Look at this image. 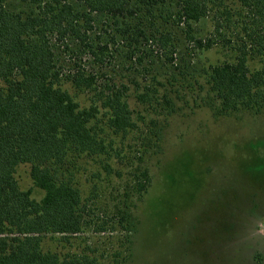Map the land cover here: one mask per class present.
<instances>
[{"label": "trees", "instance_id": "obj_1", "mask_svg": "<svg viewBox=\"0 0 264 264\" xmlns=\"http://www.w3.org/2000/svg\"><path fill=\"white\" fill-rule=\"evenodd\" d=\"M201 19L212 26L204 38L193 30ZM169 26L181 30L191 50L220 47L229 53L228 60L199 74L204 106L220 116L259 114L264 107V0H0V264H100L94 249H86L89 254L43 249L46 240L70 244L93 222L87 208L100 189L93 184L83 196L77 164L89 159L118 178L122 175L110 161L133 168V195L140 198L151 184L145 160L144 166L140 162L159 149L161 136L152 131L154 119L149 132L146 124L140 131L138 122L145 119L133 118L126 89L99 82L80 58L101 65L116 45H126L129 58L144 45L155 46L173 65L176 46ZM56 44L74 54L67 74ZM144 56L153 60L150 51ZM249 60L260 67L250 71ZM63 84L89 94L90 104L80 106ZM135 99L162 107L166 117L174 112L171 96L158 95L156 88L144 86ZM98 117L104 118L103 126ZM137 131L139 165L134 162V167L123 141L116 145L115 138ZM19 165L29 166L33 186L43 192L39 200L18 188L14 173ZM123 216L116 225L127 223L130 230L121 228L134 234L129 210ZM105 226L96 223L93 232L103 233ZM124 253L115 249L109 257L117 262Z\"/></svg>", "mask_w": 264, "mask_h": 264}, {"label": "rangeland", "instance_id": "obj_2", "mask_svg": "<svg viewBox=\"0 0 264 264\" xmlns=\"http://www.w3.org/2000/svg\"><path fill=\"white\" fill-rule=\"evenodd\" d=\"M167 28L175 39L177 60L173 65L155 46L144 45L134 58L128 57L126 45H116L101 65H92L86 56L80 58L99 82L126 89L133 118L145 119V123L138 122L140 131L144 133L146 124L149 132L151 119L157 122L152 131L160 132L159 149L150 150L140 162L144 166L145 160L150 172L148 191L140 198L133 195L134 169L120 161H110L113 171H120V178L102 173L89 159L78 162L76 181L83 196L93 184L100 189L99 198L91 200L87 208L93 222L70 244L46 240L43 249L58 253L94 249L92 255L100 264H264V237L257 235L258 225L264 223V107L258 115L220 116L204 106L201 71L228 60L229 53L220 47L191 50L181 30ZM211 29L208 19L193 24L196 37L204 38ZM56 48L67 74L74 54L60 44ZM144 51H150L153 60ZM247 66L254 71L260 64L249 60ZM144 86L156 88L158 95L171 96L174 112L166 117L162 107L139 104L135 94ZM63 87L80 106L90 104L89 94L75 92L70 84ZM98 119L103 126L104 118ZM140 137L137 131L123 140L115 138L116 145L123 141L134 167V162L139 165ZM96 173L99 176L94 177ZM14 178L18 188L30 190L35 200L43 196L32 184L28 165H19ZM128 210L134 234L121 228L130 230L127 223L116 225ZM96 223L106 225L103 233L93 232ZM128 239L129 253L125 251ZM115 249L125 252L117 262L109 257Z\"/></svg>", "mask_w": 264, "mask_h": 264}, {"label": "clouds", "instance_id": "obj_3", "mask_svg": "<svg viewBox=\"0 0 264 264\" xmlns=\"http://www.w3.org/2000/svg\"><path fill=\"white\" fill-rule=\"evenodd\" d=\"M257 235L260 237H264V223H261L257 227Z\"/></svg>", "mask_w": 264, "mask_h": 264}]
</instances>
